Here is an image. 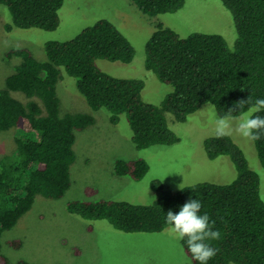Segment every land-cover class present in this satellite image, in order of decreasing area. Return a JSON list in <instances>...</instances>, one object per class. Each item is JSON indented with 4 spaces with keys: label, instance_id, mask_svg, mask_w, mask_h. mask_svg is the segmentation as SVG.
<instances>
[{
    "label": "trees",
    "instance_id": "trees-1",
    "mask_svg": "<svg viewBox=\"0 0 264 264\" xmlns=\"http://www.w3.org/2000/svg\"><path fill=\"white\" fill-rule=\"evenodd\" d=\"M185 0H131L145 15L175 12ZM231 12L238 39L234 50L219 35L191 34L181 38L173 30L156 25L145 47V67L172 87L160 106L143 101L144 83L112 77L100 71L95 61L104 59L129 63L134 49L123 34L106 19L83 29L74 38L49 41L45 60L35 59L27 48L5 53L16 65L0 90V132H15V149L0 158V238L32 207L36 195L59 199L71 186L70 168L75 160L76 132L95 122L92 113L63 111L57 93L60 68L76 82L78 93L91 111L106 110L109 122L118 124L126 115L137 149L178 141L168 128L165 113L183 122L204 104H214L223 116L250 95L253 102L264 98V0H220ZM64 0H0L10 15L7 30L39 28L55 30ZM22 93L23 103L12 93ZM239 109L233 112L237 115ZM264 115V113H260ZM264 169V138L254 142ZM209 158L226 155L237 169L236 179L225 185L201 183L172 192L159 182V193L151 205L112 200H73L66 203L69 214L83 220H107L124 232H161L168 227V211L178 213L189 200L202 202L201 214L215 221L221 238L212 241L219 251L208 264H264V200L260 177L252 170L243 151L230 137L213 136L205 142ZM143 159L116 160L114 174L139 181L147 172ZM87 196L94 189L86 188ZM89 231L92 226L89 225ZM18 247L19 242H11ZM182 247L193 261L185 241ZM0 264H9L0 254ZM15 264H30L20 260Z\"/></svg>",
    "mask_w": 264,
    "mask_h": 264
},
{
    "label": "rangeland",
    "instance_id": "rangeland-1",
    "mask_svg": "<svg viewBox=\"0 0 264 264\" xmlns=\"http://www.w3.org/2000/svg\"><path fill=\"white\" fill-rule=\"evenodd\" d=\"M58 14L60 23L53 31L17 27L7 30L10 15L0 5V90L16 65L15 60L5 58L8 50L27 48L35 59L44 61L46 42L68 41L96 21L106 19L129 41L135 55L129 63L97 59L96 67L115 78L143 81V101L160 106L172 87L145 67V47L156 25L162 24L181 38L195 33L219 35L230 50H234L238 39L232 14L220 0H185L175 12L155 16L143 14L131 0H64ZM59 70L57 93L63 111L92 113L95 122L76 132L69 190L59 199L36 195L31 209L13 228L2 233L0 254L9 264L20 260L30 264H193L168 227L155 233L124 232L107 220L87 221L69 214L66 203L104 199L151 205L159 195L153 182L172 192L201 183L233 182L237 169L231 158H209L205 150V142L215 136L213 118L204 111L209 103L183 122L175 121L172 113H165L167 126L177 142L137 149L131 141L126 115L122 114L118 124L113 125L106 110L91 111L76 89V80L63 68ZM12 96L23 103L28 100L19 92ZM14 135L13 130L0 132V158L14 152ZM230 138L243 151L249 167L258 173L264 200V169L254 142L238 135ZM119 159H143L148 167L146 174L139 181L115 175L113 164ZM86 188L94 189V194L87 196ZM89 225L92 231L88 230ZM14 241L19 242L18 247L12 245Z\"/></svg>",
    "mask_w": 264,
    "mask_h": 264
},
{
    "label": "clouds",
    "instance_id": "clouds-1",
    "mask_svg": "<svg viewBox=\"0 0 264 264\" xmlns=\"http://www.w3.org/2000/svg\"><path fill=\"white\" fill-rule=\"evenodd\" d=\"M236 109H239V113L233 115ZM204 111L213 118L218 139L238 135L246 141L256 142L264 138V115H260L264 113V98H257L253 102L249 95L223 116L218 115L214 104H207ZM202 206L201 201L189 198L178 213L170 210L165 217L169 231L177 240L186 242L193 261L208 264L219 251L211 242L219 240L221 233L214 230L215 221H210L207 213L201 214Z\"/></svg>",
    "mask_w": 264,
    "mask_h": 264
}]
</instances>
